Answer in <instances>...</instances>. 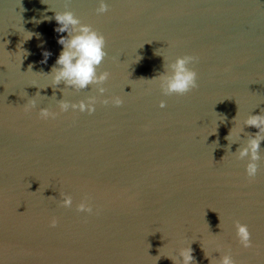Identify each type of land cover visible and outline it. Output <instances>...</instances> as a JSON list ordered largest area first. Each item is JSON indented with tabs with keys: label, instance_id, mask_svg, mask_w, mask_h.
Instances as JSON below:
<instances>
[{
	"label": "water",
	"instance_id": "95a60500",
	"mask_svg": "<svg viewBox=\"0 0 264 264\" xmlns=\"http://www.w3.org/2000/svg\"><path fill=\"white\" fill-rule=\"evenodd\" d=\"M105 2L97 14L95 0H0V261L179 264L189 247L191 264H208L215 241L236 264H264V166L248 179L234 154L257 131L244 118L264 115V0ZM65 10L104 36L97 71L121 104L41 120L39 108L95 95L47 76L66 35L52 16ZM183 55L196 86L164 96L149 79ZM60 193L72 206H57ZM82 198L91 212L75 211ZM233 221L248 226L251 248L236 243Z\"/></svg>",
	"mask_w": 264,
	"mask_h": 264
},
{
	"label": "clouds",
	"instance_id": "9594fccd",
	"mask_svg": "<svg viewBox=\"0 0 264 264\" xmlns=\"http://www.w3.org/2000/svg\"><path fill=\"white\" fill-rule=\"evenodd\" d=\"M95 13L103 14L107 10L105 0H95ZM47 19V17H45ZM52 19L55 21L54 31L56 33H65L66 35L57 36V44L61 46L59 54L56 56L53 66L50 68L47 76L50 78V84L55 86L58 82H63L64 89L83 90L88 86H95V95H89L83 100H77L70 103L67 100H57L56 111H50L46 107L37 110V118L41 120H49L56 117L58 113H63L71 109L74 112H86L91 114L94 106L99 103L101 105L111 103L113 106L121 104V98L116 95L105 97V88L102 86L108 78L107 71H97L98 65L105 57L104 36L92 29L89 25L80 23V21L72 14L71 11H56ZM31 33H28L29 37ZM49 53L46 50L41 52V63L45 62ZM194 60L189 55L177 56L174 60L167 64L169 69L167 74H158L149 81H155L160 93L164 96L171 94L181 95L188 92L196 86V73L188 65ZM34 101L29 99L24 104V111H29L34 107ZM157 107L163 108L164 101L160 100ZM243 124L251 126L257 131L250 136L246 143L235 151L237 160L245 159L244 175L248 179H252L257 174L259 166H264V158L258 152L261 139H264V115L253 114L247 115ZM239 131L238 128H231L225 139L231 143L234 135ZM60 199L57 201L58 207L68 208L72 206V198L70 195L60 193ZM76 212L89 213L92 211L86 198H82L79 203L75 204ZM57 223L55 216L48 219V226L54 227ZM234 239L241 249H249L252 247L250 233L246 224L233 221ZM212 251L220 253L219 257H209L204 251V255L208 257V264H236L232 258L230 250L219 242H212ZM159 252L155 260L159 257ZM179 264H191L193 256L191 249L184 247L179 252ZM168 257V256H167ZM172 259V258H171ZM173 264H177L173 260ZM0 264H3L0 261Z\"/></svg>",
	"mask_w": 264,
	"mask_h": 264
}]
</instances>
